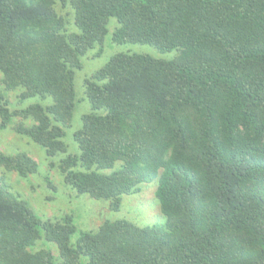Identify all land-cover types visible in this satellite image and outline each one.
<instances>
[{"label":"trees","instance_id":"obj_1","mask_svg":"<svg viewBox=\"0 0 264 264\" xmlns=\"http://www.w3.org/2000/svg\"><path fill=\"white\" fill-rule=\"evenodd\" d=\"M110 19L113 44L175 56H112L80 125L75 72ZM0 75V130L57 159L75 200L118 212L153 182L162 218L73 242L71 216L40 217L0 175V264H264V0H0ZM0 169L27 181L39 164L0 152Z\"/></svg>","mask_w":264,"mask_h":264},{"label":"rangeland","instance_id":"obj_2","mask_svg":"<svg viewBox=\"0 0 264 264\" xmlns=\"http://www.w3.org/2000/svg\"><path fill=\"white\" fill-rule=\"evenodd\" d=\"M70 13V8L64 10ZM117 21L110 19L108 23V34L105 38L103 51L94 57L88 54L81 59L82 68L75 72V92L77 106L73 114V119L81 125L82 114L90 110V104L83 93V83L86 79L101 69L112 56L119 53L147 54L155 58L172 59L174 54L161 55L149 46L141 45H117L112 43V36L115 31ZM1 78V75H0ZM16 92H11L9 99L13 104V110L24 108L27 104L19 103ZM85 101L80 102L78 100ZM18 119H16V123ZM28 123L26 126H29ZM0 130V152L7 156L24 152L31 156L38 164V174L31 175L27 181L18 179L16 173H6L0 169V175H5L7 184L11 191L19 197L27 200L30 207L42 218H55L71 216L76 227L74 242L80 233L98 229L106 220L126 218L129 221L140 224H162L158 201L155 196V183L145 184L141 192L136 195L123 198L120 210L111 212L106 203L98 202L88 197H80L75 200L76 194L63 183V177L58 171L59 161L48 159L44 150L33 143L27 137L20 136L14 131ZM67 140V137L66 139ZM74 143V142H73ZM76 145V144H75ZM74 153L73 149L70 153ZM50 180L54 190H52L45 179ZM79 198V197H78ZM55 251V249H53ZM57 255V252L54 253Z\"/></svg>","mask_w":264,"mask_h":264}]
</instances>
